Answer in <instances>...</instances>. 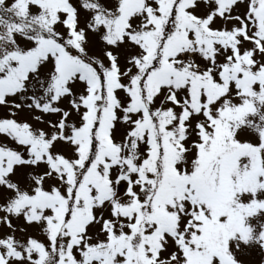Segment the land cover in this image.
<instances>
[{
	"label": "snow or ice",
	"instance_id": "snow-or-ice-1",
	"mask_svg": "<svg viewBox=\"0 0 264 264\" xmlns=\"http://www.w3.org/2000/svg\"><path fill=\"white\" fill-rule=\"evenodd\" d=\"M0 264H264V0H0Z\"/></svg>",
	"mask_w": 264,
	"mask_h": 264
}]
</instances>
